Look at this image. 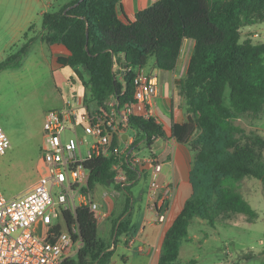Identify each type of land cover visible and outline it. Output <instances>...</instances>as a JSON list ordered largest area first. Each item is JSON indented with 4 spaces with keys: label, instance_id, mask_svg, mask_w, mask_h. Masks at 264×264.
I'll return each instance as SVG.
<instances>
[{
    "label": "trees",
    "instance_id": "16d2710c",
    "mask_svg": "<svg viewBox=\"0 0 264 264\" xmlns=\"http://www.w3.org/2000/svg\"><path fill=\"white\" fill-rule=\"evenodd\" d=\"M121 1L69 0L59 10L43 15L41 41L67 48L70 56L60 63L75 71L85 89L84 104L104 110L112 98L121 106L134 102L136 71L151 58H155L157 69L174 71L184 41L195 42L186 78L181 81L189 117L186 123L173 126V136L193 155V194L166 233L159 261L182 264L180 248L184 242L196 241L189 232L196 219L214 227L234 215L255 217L231 185L252 178L264 186V160L252 147L240 146L247 133L232 121L245 114L264 113V44L243 42L241 37L244 26L264 21V0H159L127 22L119 16ZM32 30L24 34L20 48L0 63V73L23 66L37 40L29 38ZM129 126L142 135L148 149L156 138L165 136L153 118L132 117ZM253 136L264 148V138ZM115 162L114 157H99L88 164L91 190L97 184L110 185ZM125 169L134 181L136 169L128 163ZM116 189L127 199L121 216L125 219L116 228L120 235L130 225L131 187L116 185ZM63 216L71 232L78 227L79 235L73 234L72 241L83 242L77 260L66 264H110L113 252L99 239L98 223L90 208L82 205L75 212L63 211ZM63 231L58 225L52 234L59 236Z\"/></svg>",
    "mask_w": 264,
    "mask_h": 264
},
{
    "label": "built area",
    "instance_id": "2783aa9c",
    "mask_svg": "<svg viewBox=\"0 0 264 264\" xmlns=\"http://www.w3.org/2000/svg\"><path fill=\"white\" fill-rule=\"evenodd\" d=\"M134 87V102L122 106L112 98L107 110H91L77 99L46 113L39 180L25 195L15 198H6L0 189V264H66L72 235H79V230L76 226L72 232L67 228L63 211L70 210L68 206L78 198L96 220L101 218L98 204L92 199L88 202L81 194L91 191L92 169L88 164L95 158L114 157L113 182L122 188L131 186L125 163L136 166L140 160L131 149L135 139L127 135L131 129L129 120H156L153 100L158 94L156 79L144 68L137 69ZM122 143L124 149L120 148ZM10 146L9 137L0 126V158ZM161 168L155 163L149 195L155 200V207L164 210L165 197L157 199L162 189L158 182ZM56 189L59 194L54 192ZM58 225L65 229L54 236L52 230Z\"/></svg>",
    "mask_w": 264,
    "mask_h": 264
},
{
    "label": "rangeland",
    "instance_id": "374dc122",
    "mask_svg": "<svg viewBox=\"0 0 264 264\" xmlns=\"http://www.w3.org/2000/svg\"><path fill=\"white\" fill-rule=\"evenodd\" d=\"M6 18L0 16V63L25 42L23 37L13 45L9 44L13 32L8 28L10 21ZM38 25L41 26V22ZM241 37L243 42L264 44V21L244 26ZM84 94L85 89L75 71L68 66L54 65L50 50L40 40L31 45L21 68L0 73V126L11 142L8 152L0 158V189L6 198L25 195L39 180L46 113L63 108L69 100L83 102ZM84 106L91 110L96 108L94 104ZM232 123L247 133L240 146L252 147L264 160V148L255 143L253 136L258 134L264 138V113L260 116L245 114ZM127 135L130 138L136 136L132 129ZM139 137L140 133H137L138 140ZM124 147L122 143L120 148ZM82 150L85 152L86 147ZM231 188L251 206L255 217L234 215L214 227L203 219H196L189 227L190 236L196 241L184 243L180 255L182 264H264V186L257 179L246 178L232 184ZM114 190V184H97L93 191L81 194L88 202L92 198L101 201L111 197ZM54 192L59 194L60 190ZM81 205L77 198L75 204L68 207L75 211ZM190 259L195 263L187 262Z\"/></svg>",
    "mask_w": 264,
    "mask_h": 264
},
{
    "label": "crops",
    "instance_id": "0c3cea01",
    "mask_svg": "<svg viewBox=\"0 0 264 264\" xmlns=\"http://www.w3.org/2000/svg\"><path fill=\"white\" fill-rule=\"evenodd\" d=\"M68 1L0 0V16L7 17L6 21H10L7 26L13 32L9 44L13 45L18 40L21 41L31 27L33 30L29 33V38L36 37L44 44L41 41L42 25L39 26L38 22L42 24L45 13L59 10ZM157 1L159 0H122L119 16L124 22L134 21L139 11L148 8ZM44 45L51 52L53 64L59 68L65 67L60 63V59L70 56L67 48L60 44ZM194 48V41H184L180 59L174 71L157 69L155 58H152L151 63L149 60L144 67V71L154 77L158 84V94L153 100V106L156 122L163 127L165 136L156 138L152 148L148 149L142 135L140 134L138 140L136 138L138 132L134 130L136 136L133 139L138 143L131 149L133 155L138 157L140 162L136 166H132L137 171V177L130 186L131 220L127 231L117 235V225L125 219L121 216L126 208L127 199L123 197L121 191L116 189L115 183L116 190L113 191L114 194H111V197H104L101 201L92 198L98 204L101 215V218L97 220L99 239L109 251L113 252L110 264H159L166 233L193 194V187L190 183L193 155L186 145L179 143L173 136V126L186 123L189 117L185 109V99L181 93V81L186 78ZM150 159L154 160V163L149 162ZM155 163L162 166L158 175V182L162 189L159 190L157 199L165 197L166 207L164 210L157 209L155 200L149 195ZM184 243L180 248L179 255L182 253ZM82 247L81 239L72 241L66 252L67 261L77 260ZM187 262L195 263V260L190 259Z\"/></svg>",
    "mask_w": 264,
    "mask_h": 264
},
{
    "label": "water",
    "instance_id": "95a60500",
    "mask_svg": "<svg viewBox=\"0 0 264 264\" xmlns=\"http://www.w3.org/2000/svg\"><path fill=\"white\" fill-rule=\"evenodd\" d=\"M126 69H127V65L124 66V72H125ZM112 183H113V181L109 182V184H112Z\"/></svg>",
    "mask_w": 264,
    "mask_h": 264
}]
</instances>
